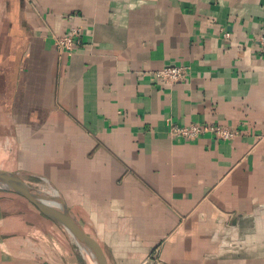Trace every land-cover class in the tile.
I'll return each mask as SVG.
<instances>
[{
    "label": "crops",
    "instance_id": "crops-1",
    "mask_svg": "<svg viewBox=\"0 0 264 264\" xmlns=\"http://www.w3.org/2000/svg\"><path fill=\"white\" fill-rule=\"evenodd\" d=\"M261 36L264 0H0V170L58 197L99 264H264ZM172 65L189 77L160 84ZM167 120L238 133L175 139ZM0 264L89 263L0 190Z\"/></svg>",
    "mask_w": 264,
    "mask_h": 264
},
{
    "label": "built area",
    "instance_id": "built-area-1",
    "mask_svg": "<svg viewBox=\"0 0 264 264\" xmlns=\"http://www.w3.org/2000/svg\"><path fill=\"white\" fill-rule=\"evenodd\" d=\"M53 46L58 54L70 55L81 45V29L71 27L62 35L53 37ZM260 50L264 52V36H261ZM153 77L162 85H172L183 82L189 77V70L184 65L166 66L152 73ZM168 135L171 138L184 140H196L202 135L210 133L216 140H232L237 135V130L225 126L191 123L178 125L167 120Z\"/></svg>",
    "mask_w": 264,
    "mask_h": 264
},
{
    "label": "water",
    "instance_id": "water-1",
    "mask_svg": "<svg viewBox=\"0 0 264 264\" xmlns=\"http://www.w3.org/2000/svg\"><path fill=\"white\" fill-rule=\"evenodd\" d=\"M0 190L15 193L31 203L42 214L62 225L82 249L89 264H99L98 255L80 223L58 197H47L25 183L17 174L0 170Z\"/></svg>",
    "mask_w": 264,
    "mask_h": 264
},
{
    "label": "bare ground",
    "instance_id": "bare-ground-1",
    "mask_svg": "<svg viewBox=\"0 0 264 264\" xmlns=\"http://www.w3.org/2000/svg\"><path fill=\"white\" fill-rule=\"evenodd\" d=\"M44 196H46V195H44ZM48 197V196H47ZM68 233H69V231H68ZM71 236H72V234L71 233H69ZM72 238H73V236H72ZM74 239V238H73ZM75 240V239H74Z\"/></svg>",
    "mask_w": 264,
    "mask_h": 264
}]
</instances>
